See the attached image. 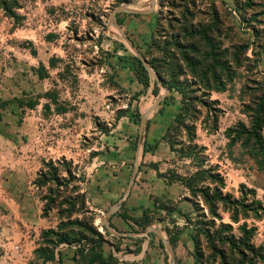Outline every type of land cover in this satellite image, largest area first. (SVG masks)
<instances>
[{
  "label": "crops",
  "instance_id": "obj_1",
  "mask_svg": "<svg viewBox=\"0 0 264 264\" xmlns=\"http://www.w3.org/2000/svg\"><path fill=\"white\" fill-rule=\"evenodd\" d=\"M68 1L72 5L78 3L77 0ZM130 4H132L129 6L132 8V10L129 9L131 13L119 15L117 19L121 21V26L130 40L143 53L141 46L147 43L152 31L158 26L155 16L153 14L145 16L144 20L134 18V21H129L127 24L124 23V18L128 16L131 18L132 14L147 15L143 12L148 13L145 12L147 11L145 8L152 7V0H134ZM2 13L4 12L0 8V15ZM58 42L60 39L53 41L46 38L43 43L44 48H35L38 54L35 55L31 51L32 53H27L25 60L21 58L24 56L19 52L17 61L12 63L13 66L7 67L6 70L0 66V107L8 106L6 102L10 101L13 108L16 106L27 108L26 104H21V101L28 96L42 93L43 98L38 100L37 108L50 107L54 112L55 107H67L70 99L80 107L81 113H86L82 115L87 120L93 121L94 118H100L102 123L111 125L109 129L112 130L104 136L100 147L87 151L90 155L84 163L77 156L69 158L66 149L63 153L61 146L59 151L54 147H47L43 156L45 149L42 150L41 145L35 144L36 140L42 138L38 127L43 116L41 110H29L31 112L26 114L21 133L15 130L14 125L4 126V122L0 121V247H5L6 251L5 255L0 253V264H18V261L22 259V256L17 255L14 250L25 237V228L31 227L40 232L58 229L60 223L57 221L54 223L55 220H52V217L45 216V202L38 195L39 188L34 184L43 162L56 163L65 160L71 163L72 174L76 181L81 178L84 180L79 183L80 191L86 195L88 203L97 208L100 215H106L125 197L137 159L135 146H138L140 126L136 118L139 114L141 118L148 114L163 96H166L165 100L149 116L139 157L140 172L135 185L126 198L124 207L122 206L123 208L113 216L110 222L114 230L122 234V236H116L118 239L126 241L128 238V242L137 244L138 239L145 238L131 235L137 233L135 232L138 226L137 221L143 219L145 213L149 216L157 213L159 217L151 224L162 235L168 229L178 231L180 247L175 248L177 264H196L193 233L182 212V207L171 210L161 207L162 204L173 202L176 205H184L190 197L188 189L180 183L170 181L169 171L173 168L172 161L175 153L165 139L182 111L179 98L174 101L166 100L171 93L167 96L160 86L157 97L154 94L155 83H151L149 87L141 83L134 64L138 56L133 54L125 42L116 35L108 36L99 46H96L94 56L96 60L102 61L101 64L94 61L98 64L97 67L87 68V71L84 68L80 69L81 81L76 86V95L69 98L70 85L66 81L65 70L60 67L67 52L63 43L57 44ZM3 43L5 42L0 38L2 48ZM7 46L12 48L10 45ZM34 46L36 47V44ZM17 48L21 49L20 44H17ZM0 54H2L1 51ZM2 56L0 60L3 59ZM53 61H56L55 66L52 65ZM41 66H44L46 70H41ZM43 72L44 75L41 76ZM117 92L121 93L119 99L115 96ZM111 98L118 99L117 108L111 103ZM121 111L125 114L116 121ZM67 113V111L55 112L53 116L62 120ZM114 121L115 126L111 124ZM200 133L205 134L206 138L209 137L203 128L197 129V136H200ZM23 136L29 139L31 145L25 147L20 144ZM205 140L198 145L207 149ZM213 167H219V172L225 175L221 163ZM67 175L66 172L64 177ZM231 176L230 173H226V182ZM237 178L241 182L247 179L239 174ZM124 209L128 212V219H125ZM155 239L162 240L158 235L148 236L147 244L144 242L139 244L140 252L125 261L161 264L160 248H158L160 243L155 242ZM62 249L65 254L72 252L68 246H63ZM120 252L115 247L109 250L104 247L106 258L110 256L116 258L118 254H121ZM16 257L19 258L16 259Z\"/></svg>",
  "mask_w": 264,
  "mask_h": 264
},
{
  "label": "rangeland",
  "instance_id": "obj_2",
  "mask_svg": "<svg viewBox=\"0 0 264 264\" xmlns=\"http://www.w3.org/2000/svg\"><path fill=\"white\" fill-rule=\"evenodd\" d=\"M132 1L134 0L120 4V0H110L109 2H105L104 0H99V2L98 0H77L76 2L78 3L74 5L68 0L27 1L25 3V8L19 11V13L25 17V20L20 27H16L15 22L7 18L5 13H2L0 15V38L5 43H3V48L0 47L2 53L0 54V57L3 55V59L0 60V64L2 65L0 66H2L4 70H6L7 67L10 68L13 66L12 63L17 61L19 52L24 56L21 58L26 60L27 53H32L31 51L37 53V48H44L43 43L46 38L50 37L53 41L60 39V42L57 44L63 43L65 52H67L64 55V59L61 61L60 67L65 70L64 75L66 81L70 85L68 94L69 98L70 96L75 97L76 86L79 84V81H81L79 74L80 69L84 68L85 71H87V68L97 67V63L99 62L101 64L102 62L100 59L96 60L94 51L96 50V46H99L103 39L108 36L113 37V35H116L120 40L125 42L127 48L137 56L123 35L114 27V22L111 21V14L114 10L130 4ZM153 2L156 4L155 12H152L153 5L152 7L147 6L145 8L147 9L145 12H148L147 15L132 14L131 18L130 16L124 18V23L127 24L129 21H134V18L144 20L145 16L153 14L156 19L155 21H157V23L162 22L164 25V32L170 36L174 33H179V29L184 24L182 22L180 25L176 21L178 20L181 22V19L179 18H182L185 12L184 8H186L187 5L190 6L191 12L195 15L193 16L196 18L195 22H202L206 25L215 20L213 10L216 8L219 12V28L223 29L226 34L223 37L224 47H229L232 42L235 44L236 42L247 41L252 45L248 54L250 58L256 59V57H254V52L259 54L264 52V0H184L185 4L181 6L182 8H175L172 0L170 4H165L167 9L163 8L161 0H152V4ZM260 4H263V6ZM128 9L132 10V8ZM192 19L193 18H191V21ZM172 22L174 24L173 26H175L174 32L169 28V23ZM156 29L157 27L152 31L148 38L149 40L147 39V43L141 46L140 49L143 50V53L139 51L141 54H147L150 51L149 45L151 44L152 35ZM230 34L231 36L229 37ZM212 35L218 36V33L213 32ZM17 44H20L21 49L17 48ZM34 44H36V47ZM7 45L12 46V48H8ZM155 53H157L156 50ZM261 57L263 58L264 55ZM94 61H97V63ZM251 78L257 79L260 83H264V60L258 67L257 71H255V75L248 73L245 68H240L237 70V76L233 82L228 85L226 92H214L212 94L209 102L211 104L215 103L214 106L217 110H220L221 113L218 131L213 132L211 129L206 130L209 134L208 138L202 133H200V136H197V142H199L197 144H201L200 142L206 139L205 141L207 142L208 148L205 152L199 153L194 150L195 153L198 152L195 155L191 153L190 148L193 146L191 143L193 132L191 127L196 125L197 129L203 128V124L206 120V113L197 120L198 117L196 114L189 111L190 113L186 118L187 125L182 124L173 129L170 138L168 139L169 141H167L175 153L172 161L173 168L169 171L171 174L170 181L172 178L174 179L178 176L188 178L191 174H195L202 166H216L221 163L223 173L225 175L226 173L232 175L231 177H228V189L225 192L240 197V188L242 185H246L250 189L257 190L259 199L264 201V171L259 169L257 161L251 156L250 151L243 149L241 144L230 149V141L226 138V132L230 128L242 122L249 123L246 107L252 103L253 98L251 99L249 95L251 92H249L248 95L244 92L245 87L249 84ZM153 80L155 79L153 78ZM113 83L116 84L114 81ZM120 95L121 93L117 92L115 96L119 99ZM175 96H177L179 100L182 99V97L177 94ZM42 98L43 95L41 93L40 95L28 96L23 99V102L24 104L29 105L38 102V100ZM117 98H111V103L114 104L115 108L118 107L119 103ZM6 103L9 105L0 107V110L3 111H0V121L4 122V126L14 125L15 130L17 129L20 133L26 114L31 112L29 110H41L43 116L38 123V127L42 138L36 140L35 144L41 145L42 150L45 149L43 156L47 151V147H54L59 151L61 146L62 152L64 153L66 149L69 158L77 156L85 163L90 155L87 151H93L100 147L103 143L102 139L104 136L112 130L109 129V127L111 128V125L107 126L102 123L100 118H94L93 121L87 120L86 117L83 116L86 113H81L80 107L75 105V102L70 99L68 100L67 107H55L53 108L54 112L51 111L52 108H48L47 110L42 107L31 109L30 107L25 108L23 106H16L13 108L10 101ZM198 108L202 111L207 110L201 105H198ZM61 111L68 112L64 119L60 120L53 116L55 112L60 113ZM5 116H8V118H5ZM99 121L101 123H99ZM114 123L116 122H111L113 126H115ZM140 124L141 123L138 125L140 126ZM22 138L23 140L20 139V144L22 146L27 147L28 145H31L29 139L24 136ZM137 147L138 146L136 145V151ZM231 157L238 159L240 164L233 162ZM57 166L59 167L58 174L62 179L61 184L63 185L58 186L56 183H51L47 185V187L39 188L38 191V195L45 202V196L49 194L48 188H53L54 198L56 199V208L48 215L45 214V216L49 218L52 217V220H55L54 223H56V221L60 223L61 219L67 218L68 214L71 212V209H68L67 206H62L66 198H69L70 196L77 197V195L84 197V194L81 191H75V188L80 185L79 183L82 178L77 179V182L70 181L68 175L67 177H64L66 173L65 165L62 164V166ZM42 171L46 173L48 172L47 168H45V162L42 164L39 175ZM238 174L244 177V179H247L245 181L242 180L243 182L239 181L237 178ZM39 175L34 180V184L39 179ZM225 175L223 176L225 177ZM63 179L65 181H63ZM189 196L190 197L187 198L189 200L184 205H176V203L173 202L162 204L161 207L166 210H171L175 207H182V212L185 216L190 218L191 221L188 222L189 228L193 235L199 234L202 240L201 248H197V245H195L196 264H220V260L213 259L214 254L210 248L211 239L205 234V230L208 228L207 225L213 221L214 217L209 214L208 210L204 209V206L199 199L195 200L190 192ZM83 199H85L87 203L85 210H83L86 213L85 215L77 213L74 215V219L83 218V216L94 219L96 227H99L100 231L106 235L107 229L101 221V217L105 214L100 215L96 210L97 208L88 203L86 197ZM77 210H81L80 205H78ZM123 214L128 216L126 209H124ZM222 215L225 223H232L229 214H224L222 212ZM204 216H207V218ZM158 217L159 214L156 213L155 215L141 219L139 222L143 223L142 227L137 226L135 232H144L150 227L157 229L152 224H145V221L146 219H148V221H154ZM216 223L219 226L221 222L216 220ZM249 223L256 224L259 228V233L254 240V244L256 246H264L263 221L255 222L251 220ZM43 232L31 227L25 228L24 235L25 237L27 236V239L23 237V240L14 250L17 255L20 254V256H22L20 261L17 260L18 264H30L35 260L34 250L42 246ZM214 232L215 231L213 230L212 234H214ZM172 233L178 234V231L174 229L172 230ZM163 236L165 240L170 241L167 232H163ZM106 239L109 241V244H106L105 246L107 250L115 247L121 251V254H118L116 257L117 263L115 264H139L125 260L132 258L133 255L140 252L138 247L140 243L144 242L147 244L148 242V237H145L143 239H138L137 244H133L127 241L128 238H126V241H123L112 234L110 236L106 235ZM155 242L158 244L160 243L158 248H160L159 254L161 256V264H171V255L165 245L164 248L161 246L162 240L155 239ZM177 247H180L179 244ZM4 248L5 247H0V253L3 255L6 254ZM74 256L73 252L65 254L64 264H90L89 259H74ZM18 258L19 257H16V259Z\"/></svg>",
  "mask_w": 264,
  "mask_h": 264
},
{
  "label": "trees",
  "instance_id": "obj_3",
  "mask_svg": "<svg viewBox=\"0 0 264 264\" xmlns=\"http://www.w3.org/2000/svg\"><path fill=\"white\" fill-rule=\"evenodd\" d=\"M27 1L37 2L39 0H0V8L7 18L15 22L16 27H20L25 20V17L19 11L25 8ZM129 1L131 0H120V4ZM171 1L161 0L163 8L167 9L165 4H170ZM172 3L175 8H180L185 4L184 0H173ZM260 5L263 6V4ZM184 10L182 18H179L181 22L176 21L180 25L182 22L184 23L179 29V33L169 36L164 32L163 23L159 22L152 35L151 44L149 45L150 51L143 54L151 69L157 73L160 82L170 90L171 94L166 100H177L176 94L182 97L180 100L182 111L166 135L165 139L167 141H169L168 139L174 128L182 124L187 125L186 118L190 112L196 114L197 120L206 113L203 128L205 130L211 129L213 132L218 131L221 111L217 110L214 106L215 103L211 104L209 102L212 94L214 92H226L228 85L233 82L237 76V70L240 68H245L248 73L255 75V71L264 60V57H261L264 52L261 54L254 52L256 59L248 56L252 45L247 41H240L235 44L232 42L229 47H224L223 37L226 34L223 29L219 28V12L216 8L213 10L215 20L207 25L202 22H195L196 18L193 17L195 15L191 12L189 5ZM191 18H193L192 21ZM119 23L121 24L120 20ZM173 25V22L169 23V28L174 32L175 26ZM213 32H217L219 37L213 36ZM47 39L52 40L50 37ZM155 50L157 53H155ZM33 53L37 54L36 52ZM134 64L141 83L146 87H149L151 83H155L154 94L158 97L160 93L159 81L153 80L148 68L139 58H135ZM52 65L55 66L56 61H53ZM40 69L46 70L44 66H41ZM42 75H44V72ZM244 93L249 94L251 99L253 98L252 103L246 107L249 123L242 122L230 128L226 132V138L230 141V149L241 144L243 149L250 151L251 156L256 159L259 169L264 171V83L251 78L249 84L245 87ZM23 103L21 101V104ZM37 105L38 102H35L29 105L26 104V107L33 109L37 108ZM198 105L205 107L207 110L202 111L198 108ZM48 108L50 107H45V109ZM124 114L123 111L119 112L117 121ZM136 119L137 124L141 123L140 114ZM191 128L193 130L191 153L196 155L198 152H205L206 149L197 144L196 125ZM194 150L198 152L195 153ZM231 160L240 164V161L234 157H231ZM62 164L65 165L69 180L76 181L72 174L71 163L65 160L56 163L51 161L45 163L48 172L42 171L35 185L40 189L51 183L62 186V179L59 177V167L57 166H62ZM219 170V167L202 166L188 178L178 176L172 178L171 182L180 183L188 189L195 200L199 199L204 209L208 210L209 214L214 217L205 230V234L211 239L210 248L213 251L214 260H220V264H264V246L254 244L259 228L256 224L249 223L251 220L255 222L264 220V201L259 199L257 190L250 189L246 185L241 186L240 197L225 192L227 182ZM160 176L164 177L162 174ZM63 181L65 180L63 179ZM81 181L84 182L82 179ZM48 190L49 194L45 196L46 215L56 208L53 188L50 187ZM80 190L79 186L75 188L76 192ZM85 197L84 194V197H80V195H77V197L70 196L64 200L62 206H67L68 209H71V212L67 218L61 219L57 230L43 232L42 246L35 251V260L30 264H64L65 252L62 249L63 246L69 247L75 255L74 259H89L90 264L117 263L114 256L108 258L104 256V247L109 243L106 235L110 236L111 234L105 229V235L99 227H96L95 220L87 216L74 219V215L77 213L85 215L86 212L83 211L87 205L85 199H83ZM78 205H80L81 210H77ZM222 212L230 215L232 223L227 224L224 222ZM147 216H149L148 213H145L143 218ZM204 217L207 218V216ZM186 218L188 222L191 221L188 216ZM125 219H128V217L125 216ZM216 220L221 222L219 226ZM139 221H137V225L142 227L143 223ZM145 222L147 225L152 223L148 219ZM213 230L215 231L214 234H212ZM167 233L171 244L176 248L180 241L179 235L172 233L170 229L167 230ZM151 236H156V234H151ZM192 237L197 248H201L202 240L199 234H192ZM161 246L164 248L163 240ZM117 251L120 252L118 248Z\"/></svg>",
  "mask_w": 264,
  "mask_h": 264
},
{
  "label": "water",
  "instance_id": "obj_4",
  "mask_svg": "<svg viewBox=\"0 0 264 264\" xmlns=\"http://www.w3.org/2000/svg\"><path fill=\"white\" fill-rule=\"evenodd\" d=\"M140 1V0H139ZM132 4H127L125 6H121L119 8H117L116 10H114V12L111 14V21L114 22V27L123 35V37L126 39V41L128 42L129 46L135 51V53L137 54L138 58L145 64V66L148 68L150 76L153 77L155 80L159 81V86L161 88H163L166 92V95L168 96L171 92L169 89H167L163 83L160 82V79L157 75V73L151 69V67L149 66L148 60L145 59V57L139 52L138 48L134 45V43L130 40V38L127 36V34L125 33L124 29L122 28L121 24L119 23L117 17L119 15L122 14H129L131 13V11L128 9L129 6ZM156 10V4L155 2L153 3V7H152V12H155ZM143 14H148V13H144ZM166 96H163L161 98H159V100L156 102V104L154 105V107L150 110V112L146 115H144L141 119V124H140V132H139V141H138V147H137V159H136V166H135V170H134V174L132 177V180L128 186V189L125 193V197L115 206L113 207L109 212L106 213V215L101 219L103 225L105 226V228L107 229V231L114 235V236H122V234L118 233L117 231L114 230L113 226L111 225V219L113 218V216H115L120 209L122 208L126 198L129 196L130 192L132 191L135 182L137 180V177L139 175L140 172V161H139V157L141 154V148H142V142H143V138H144V133H145V129L146 126L148 124V120H149V116L152 112H154L161 104L162 102L165 100ZM151 234H156L158 235L162 240L163 243L166 247V249L168 250V252L171 255V264H177V259H176V253H175V248L174 246L171 244V242L169 240H165L164 236L162 235V233L153 228L150 227L148 230L144 231V232H139V233H132L131 235L134 237H148Z\"/></svg>",
  "mask_w": 264,
  "mask_h": 264
}]
</instances>
